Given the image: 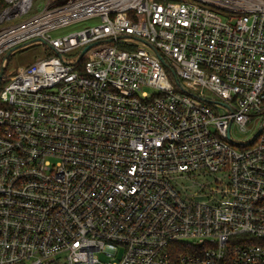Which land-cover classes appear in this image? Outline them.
Returning a JSON list of instances; mask_svg holds the SVG:
<instances>
[{
    "label": "built area",
    "instance_id": "built-area-1",
    "mask_svg": "<svg viewBox=\"0 0 264 264\" xmlns=\"http://www.w3.org/2000/svg\"><path fill=\"white\" fill-rule=\"evenodd\" d=\"M1 67L0 264H264V0H0Z\"/></svg>",
    "mask_w": 264,
    "mask_h": 264
},
{
    "label": "rangeland",
    "instance_id": "rangeland-1",
    "mask_svg": "<svg viewBox=\"0 0 264 264\" xmlns=\"http://www.w3.org/2000/svg\"><path fill=\"white\" fill-rule=\"evenodd\" d=\"M40 0H35V4H38ZM97 24V20H87L75 24H71L56 30H53L50 35L53 38L61 37L64 35H67L72 32H76L84 28L85 26H92ZM142 43H138V46H142ZM49 49L41 44H32L29 45L23 49L17 50L14 53H12L7 59H6V69H5V75L14 73L17 69L23 68L29 64H31L36 58H39L45 54H48ZM152 93V91H150ZM257 127V126H256ZM256 127H252L249 131L245 132L244 134H239L236 132V130H233V136L236 140H247L251 137V135L256 130Z\"/></svg>",
    "mask_w": 264,
    "mask_h": 264
},
{
    "label": "water",
    "instance_id": "water-1",
    "mask_svg": "<svg viewBox=\"0 0 264 264\" xmlns=\"http://www.w3.org/2000/svg\"><path fill=\"white\" fill-rule=\"evenodd\" d=\"M8 55H9V52L5 55V58H6V59L8 58ZM3 72H4V67H1V68H0V79H1V77H2Z\"/></svg>",
    "mask_w": 264,
    "mask_h": 264
}]
</instances>
